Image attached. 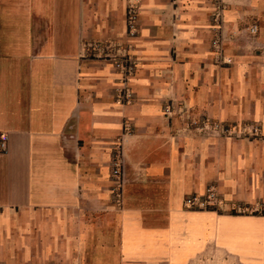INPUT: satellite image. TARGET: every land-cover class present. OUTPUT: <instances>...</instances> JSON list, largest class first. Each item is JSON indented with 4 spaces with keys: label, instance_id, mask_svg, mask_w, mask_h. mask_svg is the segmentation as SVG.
I'll list each match as a JSON object with an SVG mask.
<instances>
[{
    "label": "crops",
    "instance_id": "0c3cea01",
    "mask_svg": "<svg viewBox=\"0 0 264 264\" xmlns=\"http://www.w3.org/2000/svg\"><path fill=\"white\" fill-rule=\"evenodd\" d=\"M87 44L142 60L133 101ZM191 117L264 124V0H0V264H264V139Z\"/></svg>",
    "mask_w": 264,
    "mask_h": 264
},
{
    "label": "built area",
    "instance_id": "2783aa9c",
    "mask_svg": "<svg viewBox=\"0 0 264 264\" xmlns=\"http://www.w3.org/2000/svg\"><path fill=\"white\" fill-rule=\"evenodd\" d=\"M214 2L220 4L221 0H213ZM130 37L134 36L136 31L134 29V21H130ZM259 30L258 25H254L251 28V33L256 34ZM213 48L218 58L226 63L231 62L230 59L225 55V50L223 48L222 42L220 40L213 41ZM88 51L96 56H104L110 60L118 74L120 75V80L122 82V87L119 90L120 99L123 103H130L134 99V94L129 86V82L132 76L137 72L141 66L142 60L131 53V49L128 46H118V45H101V44H87ZM174 110V106L169 104L165 107V114H171ZM188 125L193 129H198L201 132H219L224 135L236 138H260L264 139V124H243L238 125H225L221 123L212 122L207 119H197L189 118ZM7 140L6 135L1 138V149L7 151ZM120 157L122 155V147L118 149ZM113 191L115 195V200L121 203L123 197V174L121 170V164L116 163L114 165L113 171ZM223 204V198L217 192L215 188H210L204 195H188L185 198L184 206L187 210L191 211H208V210H219L220 206ZM237 211V210H235Z\"/></svg>",
    "mask_w": 264,
    "mask_h": 264
},
{
    "label": "rangeland",
    "instance_id": "374dc122",
    "mask_svg": "<svg viewBox=\"0 0 264 264\" xmlns=\"http://www.w3.org/2000/svg\"><path fill=\"white\" fill-rule=\"evenodd\" d=\"M257 125H259V124H257ZM262 125H263V124H262ZM234 213L237 214V212H235V211H234ZM211 260H212V262H213L212 264H217V263H214V261H213V260H215V255H213V256L211 257Z\"/></svg>",
    "mask_w": 264,
    "mask_h": 264
}]
</instances>
